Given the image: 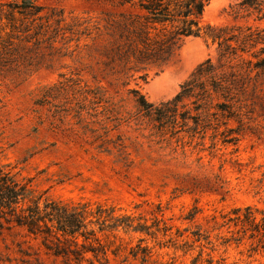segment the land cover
Returning a JSON list of instances; mask_svg holds the SVG:
<instances>
[{"label":"trees","instance_id":"trees-1","mask_svg":"<svg viewBox=\"0 0 264 264\" xmlns=\"http://www.w3.org/2000/svg\"><path fill=\"white\" fill-rule=\"evenodd\" d=\"M209 2L115 0L124 11L106 20L110 41L101 54L106 68L118 65L131 70L168 64L186 37L215 44L218 65L210 59L200 63L170 100L153 104L138 90L131 91L138 110L154 122L157 133L177 139L187 135L201 150L213 152L217 144H234L240 133L250 130L248 114L255 106L262 108L258 98L264 97V27L248 21L264 22V0H239L230 6V15L246 23L223 26L202 22ZM98 31L90 19L67 21L61 10L47 8L39 0H0V73H28L46 55L72 53L81 40L93 39ZM33 104L54 121L73 123L96 149L110 152L111 144L124 153L120 136L109 137L119 121L113 103L100 85L79 73H60L56 81L40 88ZM249 105L253 106L247 110ZM14 168L0 162V227L23 229L60 264H145L153 261L155 248L186 253L192 241L207 238L198 230L173 231L174 226L157 215L148 218L113 205L49 198L35 191L31 177H21ZM154 212L162 215L161 206L156 205ZM198 212L193 206L183 219L191 221ZM222 218L221 226L239 227L235 241L247 235L256 240L251 250L264 251V210L234 207ZM211 219L215 222V216ZM133 235L136 242L131 245ZM189 235L191 242L179 240ZM196 262L197 257L192 258L191 264Z\"/></svg>","mask_w":264,"mask_h":264},{"label":"rangeland","instance_id":"rangeland-1","mask_svg":"<svg viewBox=\"0 0 264 264\" xmlns=\"http://www.w3.org/2000/svg\"><path fill=\"white\" fill-rule=\"evenodd\" d=\"M238 1L210 0L202 22L213 26L245 24L230 15V6ZM39 2L61 10L67 21L90 19L99 31L93 39L81 40L72 53L64 55L62 50L46 55L28 73H0V162L14 166L21 177H31L35 191L49 198L113 205L148 218L157 215L173 225V231L198 230L207 237L192 241L186 253L155 248L153 261L145 264H191L194 257L196 264H264V251L250 249L255 239L246 235L237 242L233 238L238 237L239 227L231 223L221 226L222 216L234 207L250 205L264 210V97L258 98L262 108L255 106L248 114L252 128L240 133L234 144H217L213 152L201 150L196 139L187 135L180 139L170 133L160 135L153 129L154 122L138 110L131 91L138 90L153 104L170 100L200 63L210 59L218 65L216 45L186 37L166 65L131 70L115 65L109 69L101 54L110 41L104 26L106 20L124 11L115 0ZM248 23L264 27L263 21L250 18ZM71 47L75 48V43ZM60 73H79L104 89L119 117L109 137L120 136L123 154L111 144L110 152L96 149L73 123L54 121L44 108L33 104L40 88L56 81ZM209 143L206 137V148ZM156 205L161 206L162 215L154 212ZM193 206L199 212L193 220H184ZM135 242L133 235L131 245ZM0 264L60 263L23 229L4 226L0 227Z\"/></svg>","mask_w":264,"mask_h":264}]
</instances>
